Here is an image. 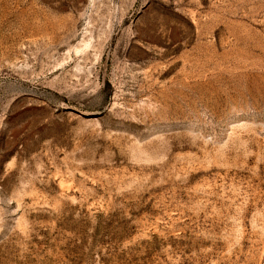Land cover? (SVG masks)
Masks as SVG:
<instances>
[{
	"label": "rangeland",
	"instance_id": "1",
	"mask_svg": "<svg viewBox=\"0 0 264 264\" xmlns=\"http://www.w3.org/2000/svg\"><path fill=\"white\" fill-rule=\"evenodd\" d=\"M0 264H264V0H0Z\"/></svg>",
	"mask_w": 264,
	"mask_h": 264
},
{
	"label": "bare ground",
	"instance_id": "2",
	"mask_svg": "<svg viewBox=\"0 0 264 264\" xmlns=\"http://www.w3.org/2000/svg\"><path fill=\"white\" fill-rule=\"evenodd\" d=\"M86 26H87V25H86ZM79 42H80V41H79ZM90 42H91V40H90L89 42H87V40H86V41L83 43V46L86 48V47H87V46L90 44ZM77 44H78V43H77ZM90 45H91V44H90ZM76 46H77V45H76ZM76 46H75L74 48H75V50H76V51H78V52H79V49H80V48H79V49H77V47H76ZM79 46H80V45H79ZM81 49H82V48H81ZM83 49H84V48H83Z\"/></svg>",
	"mask_w": 264,
	"mask_h": 264
}]
</instances>
